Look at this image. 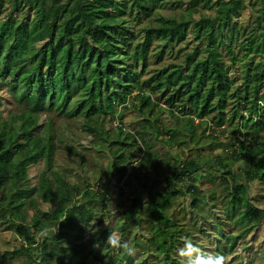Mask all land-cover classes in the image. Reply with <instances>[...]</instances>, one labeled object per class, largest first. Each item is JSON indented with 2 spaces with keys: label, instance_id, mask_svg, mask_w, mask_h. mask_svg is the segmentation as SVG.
I'll use <instances>...</instances> for the list:
<instances>
[{
  "label": "trees",
  "instance_id": "obj_1",
  "mask_svg": "<svg viewBox=\"0 0 264 264\" xmlns=\"http://www.w3.org/2000/svg\"><path fill=\"white\" fill-rule=\"evenodd\" d=\"M164 9L178 13L166 15ZM245 10L250 21L241 25ZM153 56L176 60L151 70ZM2 86L30 111L83 117L84 130L93 136L90 146L113 156L115 177L147 170L142 180L150 182V170L164 162L155 140L170 148L182 145L186 134L167 124L164 114L181 126L196 119L225 125L221 132H230L232 147L228 155L168 157L173 163L165 179L172 189L160 202L165 207L166 201L189 195L183 219L176 212L157 215L156 197H137L116 227L103 226L106 214L97 208L99 202L108 207L111 191L95 190L86 179L43 191L24 179L2 199L12 164L43 161L40 178L48 179L56 165L57 135L53 119L40 113L35 130L22 128V114L12 116L10 129L9 116L0 109V226L14 228L23 241L11 256L22 253L27 262L46 264H90L91 257L101 264H185L179 250L190 242L204 256H223L225 264L227 254L264 220V209L238 180L242 174L245 182H264V0H0ZM132 99L143 128L135 135L121 123L112 137L104 122L122 120ZM250 105L255 119L247 130L242 119ZM77 155L84 163L85 156ZM238 161L244 167L236 173ZM214 177L220 182L206 195L199 182L214 183ZM116 229L139 248L138 255L106 244ZM135 229L151 236L142 241ZM260 254L264 264V249ZM0 264L14 263L0 257ZM235 264L251 261L243 257Z\"/></svg>",
  "mask_w": 264,
  "mask_h": 264
},
{
  "label": "rangeland",
  "instance_id": "obj_2",
  "mask_svg": "<svg viewBox=\"0 0 264 264\" xmlns=\"http://www.w3.org/2000/svg\"><path fill=\"white\" fill-rule=\"evenodd\" d=\"M182 1L186 3L189 0ZM182 11L184 10H179V12ZM163 13L166 15H173L178 12H175L172 9H164ZM250 15V11H243L240 16V24L246 25L248 21H250ZM143 25H145V23H143ZM45 27L46 33H49L51 29L50 22H47ZM225 48V45L222 46L223 50H225ZM168 60L172 61L176 60V58L175 56L167 57L163 62H161L158 57L153 56L150 61L151 70L162 65ZM0 100L2 101V107L0 109L5 113L6 117L9 116L8 120L10 129L14 122L12 116L15 114H22L24 118L19 121L22 128L35 130L37 115L40 113V115L44 117H51L53 119L52 130L57 135L56 165L54 170L48 172V179L45 180L40 178V173L45 168V163L43 161H39V163L32 164L30 166L29 164L31 161H27L22 164H12L11 180L6 187V190L2 192V199L6 200V198L17 189L18 182L23 181L24 179H28L32 185L37 186L39 191L48 190L57 185H64L67 180L82 183L83 180L86 179L88 182L93 184V188L95 190L100 189L102 192L103 189L109 188L111 191V198L107 200L108 207L104 208L102 202H99V206L97 208L100 213L103 211L106 214L103 226L116 227L118 220L123 216V211H125L129 205H132L134 199L137 197H141L142 200L156 197L158 203L156 207L158 213L157 215H162L168 212H176L179 214V217L182 218L183 214H181V212L183 208L189 207V201L191 199L189 195L181 196L171 202L166 201V208L160 202L163 199L161 195L168 193L170 191L169 189H172L167 187V185L169 186L170 184H168L165 179L166 175L169 173L168 163H173V160H170L169 162L170 158L168 159V157H173L175 159L180 157V154H183L186 158L199 157L201 159L202 155H228L231 154L232 150L230 139L227 137L230 132H221V129H226L225 125L220 128L212 123L201 125L199 124L200 120L196 119L195 123H189L188 125L181 126V124L175 122L172 117L170 118L168 114H164L162 116L166 117L167 124L175 127L177 126L183 133L186 134L183 136L184 141L182 145H179L176 148H170L169 146H164L161 140H155L157 150L164 156V162L160 164L158 171H154L153 169L150 170V182H144L142 180L145 177L147 170L141 171L137 169L131 173L128 171L123 177L122 175L115 177L112 176L110 172V161L114 159L113 156L110 155L109 151L98 152L90 146L93 136L84 130L83 117L68 118L64 115H60L56 111L49 110H41L37 112L30 111L26 109V102H17L11 94V90L5 86H2L0 89ZM133 102L136 103L137 101L132 99L129 102L128 108L124 109L125 114L122 120L108 119L104 122L103 127L110 131V135H112V137H115L116 135V126L121 123L128 131H131L135 135L138 134L141 128H143L145 124L143 122L144 117L135 108L130 106ZM254 111V105H250L247 112H245V115L247 113L246 118L242 119V127H244V129L251 130L253 128L252 123L255 119V114H253ZM213 135H216L218 139H215ZM14 140V137L10 136L9 144H12ZM70 145L74 147L75 151H70L67 148ZM77 153H82L85 156L84 163H82ZM139 162L140 160L138 159L135 163H133V165L138 168L140 164ZM233 167L234 171L237 173L244 167V165L241 161H238L233 164ZM221 169H223V172L227 171V167H221ZM223 172L219 175V177H222L224 174ZM213 179L214 183L206 180L205 178L199 182L200 189L202 192L204 191L206 195L209 194L211 185L216 186L220 182L219 178L214 177ZM238 180L241 183H247L249 189V199L255 205L264 209V182H245L242 174L239 175ZM179 185L186 189L188 184H182L179 182ZM167 206L169 207L167 208ZM146 225L147 224L145 223V226ZM135 230L139 231V237L142 241H146L151 236V233L147 230H145L147 234L146 237L142 236L143 232L141 229ZM113 234H115L122 241L125 240L120 236L121 234L118 229H116ZM129 242L132 245V241ZM22 243L23 241L14 228H8L6 225L0 226V257H5L7 263L46 264L42 260L34 261V258H31L29 262H27V256L22 253H15L11 256L10 253ZM135 249L136 255H138L137 250L139 248ZM263 249L264 220L262 221L260 227L255 229L248 236L245 244H240L236 249L227 254L225 264H235L243 257L246 260L249 259L251 264H262L260 253ZM89 262L90 264H101L93 257L90 258Z\"/></svg>",
  "mask_w": 264,
  "mask_h": 264
},
{
  "label": "clouds",
  "instance_id": "obj_3",
  "mask_svg": "<svg viewBox=\"0 0 264 264\" xmlns=\"http://www.w3.org/2000/svg\"><path fill=\"white\" fill-rule=\"evenodd\" d=\"M106 244L113 248L122 250L127 256H135L136 249L127 240H121L110 232ZM179 255L185 258V264H224L223 256H204L197 247L190 242H186L179 250Z\"/></svg>",
  "mask_w": 264,
  "mask_h": 264
}]
</instances>
